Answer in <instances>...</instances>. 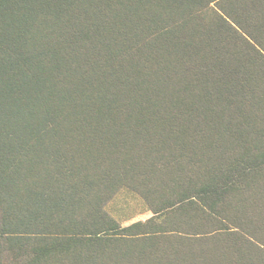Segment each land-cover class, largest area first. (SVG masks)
<instances>
[{
    "label": "trees",
    "instance_id": "1",
    "mask_svg": "<svg viewBox=\"0 0 264 264\" xmlns=\"http://www.w3.org/2000/svg\"><path fill=\"white\" fill-rule=\"evenodd\" d=\"M0 264H264V0H0Z\"/></svg>",
    "mask_w": 264,
    "mask_h": 264
},
{
    "label": "rangeland",
    "instance_id": "2",
    "mask_svg": "<svg viewBox=\"0 0 264 264\" xmlns=\"http://www.w3.org/2000/svg\"><path fill=\"white\" fill-rule=\"evenodd\" d=\"M107 208L123 225L152 216L145 200L128 188H122L108 203Z\"/></svg>",
    "mask_w": 264,
    "mask_h": 264
}]
</instances>
